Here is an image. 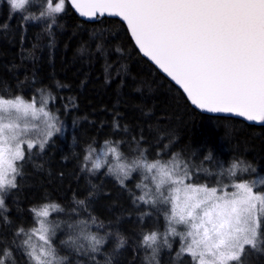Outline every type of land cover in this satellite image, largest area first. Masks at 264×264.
<instances>
[{"label":"trees","instance_id":"trees-1","mask_svg":"<svg viewBox=\"0 0 264 264\" xmlns=\"http://www.w3.org/2000/svg\"><path fill=\"white\" fill-rule=\"evenodd\" d=\"M49 2L55 7L60 0H23L18 9L0 0V98L32 100L46 93L50 112L63 125L42 150L36 145L24 152L17 187L4 193L0 252H11L4 264H34L25 253L27 237L16 232L36 228L30 209L45 204L62 209L50 213L65 228L52 242L64 264H188L190 257L177 256L181 244L171 236L174 245L155 256L143 243L146 234L167 232L170 207L137 199L145 195L146 187H137L146 185L145 173L133 171L121 186L106 163L92 170L98 151L113 146L130 158L143 151L150 162L176 155L187 162L192 181L206 185L216 179L201 169L223 166L221 182L231 189L264 173V125L198 111L139 53L122 21H84L67 0L63 12L49 15ZM84 222L85 235L104 240L98 252L69 227ZM260 222L264 239V216ZM243 256L247 264H264V252L246 247Z\"/></svg>","mask_w":264,"mask_h":264},{"label":"snow or ice","instance_id":"snow-or-ice-1","mask_svg":"<svg viewBox=\"0 0 264 264\" xmlns=\"http://www.w3.org/2000/svg\"><path fill=\"white\" fill-rule=\"evenodd\" d=\"M64 2L60 0L55 7L49 2L48 14L63 12ZM9 3L18 9L23 0ZM71 5L83 17L107 14L125 22L144 56L175 81L196 107L264 123V0H71ZM29 107L33 105L25 106L20 97L0 99V113L11 115L13 110L20 112ZM40 111L49 118L45 139L40 143L42 150L47 138L61 129L49 112ZM18 129L19 123L0 119V208L4 207V190L17 187L15 178L20 171L15 162L24 159L25 141ZM26 143L28 149L36 147L32 140ZM109 153L118 161L128 160L127 164L108 170L121 186L133 171L150 174L155 188L150 196L146 192L137 199L170 206L166 209L168 229L162 239L155 231L143 237L144 245L153 249V256L158 251L154 247L158 240L168 245L169 235L180 236L182 244L177 256H189L188 264H242L246 247L264 252V247H260L264 239L258 209V205L264 208V194L254 192L252 183L241 179L231 185V191L209 187L192 181L187 162L182 165L176 155L150 162L143 151L134 158L125 156L117 147H108L105 155ZM85 159H91V153ZM237 167L234 163L230 169L233 176ZM100 168V160L95 161L92 170ZM61 210L56 204H45L39 211L30 209L35 217L42 218L38 220L39 228L17 230V237H27L23 242L27 246L25 253L34 264H64L52 244L59 224L47 219L50 211ZM177 225L181 226L179 232ZM69 227L77 230V239L83 236L88 241L90 251L100 250L104 240L85 235L86 222L83 227ZM37 235L42 242L39 250L30 243ZM123 244L121 239L117 247ZM10 257L11 252L5 248L0 252V264Z\"/></svg>","mask_w":264,"mask_h":264},{"label":"rangeland","instance_id":"rangeland-1","mask_svg":"<svg viewBox=\"0 0 264 264\" xmlns=\"http://www.w3.org/2000/svg\"><path fill=\"white\" fill-rule=\"evenodd\" d=\"M20 98L23 99L25 106L33 105V107L26 108V110L24 108H22V110L20 112H15L13 110L11 115H8L5 113H0V119H2L4 123L9 122V120H10L14 123L20 124V129H18V131L21 133V137L25 141V143L23 145V151L25 152L28 149L27 143H26L27 140H32L35 142L36 145L40 146L41 141L45 139L44 131L46 130V126H47L46 122L48 121L49 118L45 117L43 115V113L40 111V109H43L44 111L49 112V116L54 119V121L57 124V127L60 128L61 131L63 129V127H62L63 125L58 120V118L53 113L50 112V110L48 108V105L50 102V96L48 94H46V93L42 94L38 98H34L32 100H26L22 97H20ZM0 99H2V98H0ZM61 131L53 132L52 136H54L57 133H60ZM50 138H47V141ZM108 147H113V146H107L103 150H99L97 153V156H96V161L100 160L101 166L105 165V163H106V166L109 165V167L112 169L117 168L120 164H124L121 160L118 161L116 159V157L111 153L105 155V152L107 151ZM108 158L110 159L109 164L107 163ZM19 161L20 160L15 162L16 166H17V163ZM210 167H206V168L201 169L202 171L207 172L208 175L214 176L216 179L213 182H211V183H213L212 185H207V186H209V187H213V186L224 187L226 190H229V191L234 190V189H232V187H230L231 189H229L228 185H226L227 183L223 184V182H221L222 174H224L226 172V169L223 166H221V167L219 166V168H216L213 170H211ZM143 177L145 179V184L147 186L145 188V193L148 192L149 196H150L152 193V190L155 188V184H154V182H151V175L150 174H147V175L144 174ZM225 177L227 178L226 174H225ZM243 181L247 182L244 179H243ZM261 181H264V173H259L258 175L255 176V178L252 181L253 190H254V192H257L258 194H264V183H261ZM235 183H237V182H234V184ZM234 184H232V185H234ZM204 185H206V184H204ZM9 189L10 188H6L4 190L3 195H2L3 199H4V193ZM146 198H148V197H146ZM1 209L2 208H0V211H1ZM258 209H259V216H260V220H261V217L264 216V208H260V206L258 205ZM53 213L54 212L50 213L49 217L47 218L49 221L54 220L53 219L54 217L52 216ZM39 219H42V218L36 217V220H37L36 228L37 229L39 228V223H38ZM58 224H59V227L56 228L55 235L52 236V242L56 238V235L59 233V231H62V232L65 231L63 223L58 222ZM176 228H177L178 232L181 230V226H179V225H177ZM169 236H171V235H169ZM171 238L178 240L179 245L182 244V240H181L180 236H171ZM161 239H162V237H161ZM172 241L173 240H170L168 238L169 243H168V245H165V244H162L161 240H158L157 246H154V247H158V251H159L164 246L169 247V245L170 246L174 245V243ZM30 243H31V245L35 246L37 248V250H39V247L42 244V242L38 238V235L33 236ZM152 252H153V249H152ZM241 262H242V264H247L245 262L244 256L241 257Z\"/></svg>","mask_w":264,"mask_h":264},{"label":"water","instance_id":"water-1","mask_svg":"<svg viewBox=\"0 0 264 264\" xmlns=\"http://www.w3.org/2000/svg\"><path fill=\"white\" fill-rule=\"evenodd\" d=\"M67 2H68V4L70 5V7L72 8V10L75 12V14H76L80 19H82V20H84V21H87V22H94V21L96 20L97 17H100L99 14H97V16H96L95 18H88V17L80 16L79 13L76 11V9H75L74 7H72V5H71V0H67ZM103 17H111V16H108L107 14H105ZM112 18H116V19H119L120 21H122V20H121L120 18H118V17H112ZM122 22H123V21H122ZM123 23L125 24V27H126V29H127L126 23H125V22H123ZM127 31H128V30H127ZM128 33H129V35H130V37H131V33H130V31H128ZM131 39H132V41H133V43H134L136 49L139 51V53H140L143 57H145V58H146V59H147L152 65H154V66L157 68V70H158L163 76H165V77H166L171 83H173L176 87H178V88L182 91V93H183V89H181V88L179 87V85H176V84H175V81H172L171 78L168 77L167 74L164 73L161 69H159V67H158L157 65H155V63H154L153 61H151L148 57L144 56V54L139 50L138 46H136V44H135V40H134L132 37H131ZM183 94H184L185 97L187 98V94H186V93H183ZM187 100L190 102V104H191L195 109H197L198 111L203 112V113H205V114H209V115H219V116H228V117H235V118L241 119V120H243V121H245V122H247V123H250V124L264 125V123L255 122V121H248V120H247L246 118H244V117H239V116H236V115L231 114V113H212V112H207V111H205V110H203V109H200V108L196 107L195 105H193V104L191 103V101H190L188 98H187Z\"/></svg>","mask_w":264,"mask_h":264}]
</instances>
